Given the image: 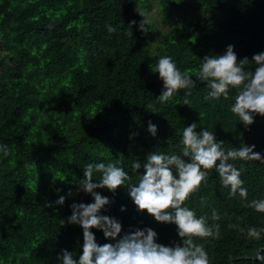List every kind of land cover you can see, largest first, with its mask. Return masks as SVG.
<instances>
[{
	"label": "trees",
	"instance_id": "trees-1",
	"mask_svg": "<svg viewBox=\"0 0 264 264\" xmlns=\"http://www.w3.org/2000/svg\"><path fill=\"white\" fill-rule=\"evenodd\" d=\"M156 1L164 13L192 7L202 15L178 19L153 51L149 27L143 33L133 25L132 37L126 35L129 21L141 20L137 11L145 14L152 0H0V145L8 146L7 154L0 151V264H57L61 249L78 258L82 230L61 219L71 214V203L92 200L83 192L67 196L69 188L76 192L71 181L86 163L120 161L131 174L132 161L143 164L151 151L179 154V134L192 122L197 131L213 130L226 150L244 143L264 153V117L245 129L229 111L230 99L205 100L204 82L161 104L162 82L150 71L166 54L195 76L204 55L223 53L228 44L238 60H251L264 51V0ZM108 24L116 31L109 33ZM149 120L158 126L155 137L147 131ZM242 178L249 199L264 196V163L247 162ZM97 191L112 201L102 213L121 222L122 234L148 226L160 243L177 239L173 225L137 213L123 186L115 194ZM59 195L64 205L48 206ZM185 203L198 215L212 208L223 214L221 237L205 242L210 264H230L233 256H251L264 245L228 227L264 226V213L229 197L214 171ZM92 231L98 243L109 242ZM234 264L259 262L240 257Z\"/></svg>",
	"mask_w": 264,
	"mask_h": 264
},
{
	"label": "clouds",
	"instance_id": "clouds-1",
	"mask_svg": "<svg viewBox=\"0 0 264 264\" xmlns=\"http://www.w3.org/2000/svg\"><path fill=\"white\" fill-rule=\"evenodd\" d=\"M137 13L142 19L129 21L131 30L126 35L130 37L133 25L147 33L148 19L143 11ZM106 29L109 33L116 31L111 24L106 25ZM249 61L254 67L245 68ZM150 71L157 74V79L162 82V90L157 97L161 104H166L181 89L185 90V96L190 95L192 88L204 82L207 90L205 100L230 99L229 111L245 129L257 116L264 117V51L253 53L251 60L247 57L238 60L234 45L228 44L223 53L204 55L195 76L182 71L171 55H159ZM183 104L189 105L188 100L185 99ZM157 130L158 126L149 120L148 133L155 137ZM178 145L179 154L151 151L143 164L138 160L132 161L131 174L119 166L120 161L105 163L101 160L84 164L82 176L71 181L78 185L76 192L69 188L67 196L83 192L90 194L92 200L71 203V214L66 221L61 219V225L67 223L81 228V251L77 258L74 252L61 249L56 257L57 264H210L205 242L208 238L217 240L221 237L218 221L223 214L212 208L210 215H198L185 201L202 183H207L211 171L216 173L219 184L227 189L229 197L238 198L244 207L255 213H264V196L249 199V190L242 178L247 162L264 163V153L254 151L255 144L241 143L226 150L213 130L200 128L197 131L196 122H192L183 127ZM7 150V145H0V151L7 154ZM237 162H240L239 166ZM141 168L142 172L139 171ZM97 174L98 177L94 178ZM121 186L137 213L149 215L156 222L173 225L177 239L168 244L160 243L158 233L148 226L135 227L122 234L121 222L102 213V210L107 211L106 206L112 201L97 191L107 189L115 194ZM60 191V188L56 189L57 193ZM65 198V195H59L55 201L48 202V206H63ZM200 206H206L204 196L200 197ZM125 210L126 206L121 205L120 211ZM228 227L237 228L243 238L253 244L264 240V226L241 227L230 223ZM92 229L101 231L109 242L98 243ZM262 250L264 245L256 247L251 256H233L230 264L240 257L254 258L259 264H264Z\"/></svg>",
	"mask_w": 264,
	"mask_h": 264
},
{
	"label": "rangeland",
	"instance_id": "rangeland-1",
	"mask_svg": "<svg viewBox=\"0 0 264 264\" xmlns=\"http://www.w3.org/2000/svg\"><path fill=\"white\" fill-rule=\"evenodd\" d=\"M145 15L148 19L149 27V38H150V48L154 51L158 45L162 43L165 33H167L171 28L172 24L179 22V20H184L188 16H201L198 10L190 8H184L180 13H177L173 8H169L165 11H162V8L159 6L156 0H152L147 8ZM2 51H0V56Z\"/></svg>",
	"mask_w": 264,
	"mask_h": 264
}]
</instances>
